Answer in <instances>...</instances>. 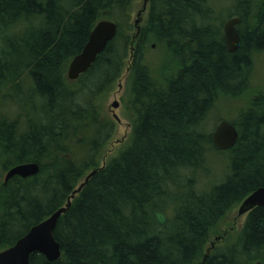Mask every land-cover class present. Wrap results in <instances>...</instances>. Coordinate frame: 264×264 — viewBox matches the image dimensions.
I'll list each match as a JSON object with an SVG mask.
<instances>
[{"label":"trees","instance_id":"1","mask_svg":"<svg viewBox=\"0 0 264 264\" xmlns=\"http://www.w3.org/2000/svg\"><path fill=\"white\" fill-rule=\"evenodd\" d=\"M136 1L0 0V251L95 171L57 223L61 258L33 254L30 264H264V208L248 214L234 240L207 247L227 214L264 186V88L232 119V149L216 151L208 129L218 102L249 92L264 51V0H232L225 13L222 0H150L145 25L131 35ZM227 18L241 20L234 53L223 42ZM102 20L117 25L115 39L67 81ZM151 43L167 53V68L147 63ZM128 60L131 136L99 167L114 125L97 99ZM9 106L18 111L3 114ZM25 163L39 174L5 184L2 173Z\"/></svg>","mask_w":264,"mask_h":264},{"label":"water","instance_id":"2","mask_svg":"<svg viewBox=\"0 0 264 264\" xmlns=\"http://www.w3.org/2000/svg\"><path fill=\"white\" fill-rule=\"evenodd\" d=\"M145 0L143 10L145 11ZM141 13L138 14V16ZM239 18L228 19L223 24V40L228 53H234L239 46V34L237 27L240 25ZM117 34V25L109 20H102L96 23L92 29L82 51L76 55L69 63L66 78L69 82H74L79 77L88 72L97 57L104 52ZM115 103L113 108H117ZM238 139V132L235 127L227 122L221 121L215 127L211 135L213 146L219 151L232 149ZM40 168L36 163L19 164L8 169L4 176V183L18 177L27 179L39 174ZM95 174L86 176L83 183L71 194L66 204L52 213L45 220L32 227L23 237L9 248L0 251V264H30V257L39 254L46 258L48 262H55L61 258L60 245L54 239V231L62 215H64L71 205V201L81 191L88 180ZM256 208H264V186L258 188L246 197L238 208V216L247 215ZM155 222L158 226L166 224V217L159 211H154Z\"/></svg>","mask_w":264,"mask_h":264},{"label":"rangeland","instance_id":"3","mask_svg":"<svg viewBox=\"0 0 264 264\" xmlns=\"http://www.w3.org/2000/svg\"><path fill=\"white\" fill-rule=\"evenodd\" d=\"M220 2L222 3L221 7H223L222 11H224V8H232V0H222ZM144 3L145 0H139L133 3L130 18L132 30L129 32L131 35L145 25L149 8L148 2L146 3L145 11L138 16V14L143 10ZM225 12L226 9L224 13ZM224 13L223 18H226L227 16H225ZM228 19L229 18L224 19L223 23ZM150 45L151 47H149V50L146 53L147 63H154L162 68H167V53L160 49V46L157 44L151 43ZM129 63L130 62L128 60L124 65V71L122 72L120 78L113 83L108 91H106L103 95H100L97 99V105L101 111L102 117L111 121L114 125L112 137L105 144L101 152L99 167L105 166L113 157L117 156L120 151L125 149L128 146L131 136L132 124L129 119V111L127 109V103L130 98V87L128 81L130 68ZM252 71V75L249 79L250 88L248 93H245L237 100H222L217 103L213 109V114L208 121V129H210L211 132L220 120L232 123V119L235 118L239 112L243 111V109L249 104L251 92L261 91L264 88V51L256 56ZM25 90L26 88H23V94L25 93ZM115 103L118 105L117 108H113ZM12 110L17 112V106H9V108L3 110V114L8 112L10 114ZM221 166L223 167L222 164ZM3 176L4 173H2L1 178H3ZM85 177L82 178L81 183L84 181ZM238 208L239 206L227 214L222 223L221 235L213 237L207 247H210V244H212L218 237H223V239H228V241L234 240V236L242 229L247 217V215L238 216Z\"/></svg>","mask_w":264,"mask_h":264},{"label":"bare ground","instance_id":"4","mask_svg":"<svg viewBox=\"0 0 264 264\" xmlns=\"http://www.w3.org/2000/svg\"><path fill=\"white\" fill-rule=\"evenodd\" d=\"M222 31H223V27H222ZM89 35H90V34H89ZM223 42H224V40H223ZM224 45H225V43H224ZM225 47H226V46H225ZM226 50H227V49H226ZM227 52H228V51H227ZM67 81H68V80H67ZM212 132H213V131H212ZM212 145H213V144H212ZM214 149H215L216 151H219V150H217L215 147H214ZM227 151H228V150H227ZM219 152H226V151H219ZM92 172H95V171H91L90 173H92ZM90 173H89V174H90ZM89 174H88V175H89ZM218 239H219V238H216L215 241H218ZM208 252H209V251H208Z\"/></svg>","mask_w":264,"mask_h":264}]
</instances>
